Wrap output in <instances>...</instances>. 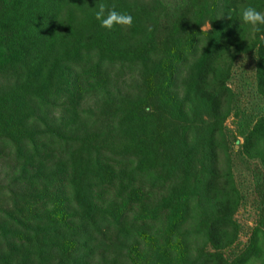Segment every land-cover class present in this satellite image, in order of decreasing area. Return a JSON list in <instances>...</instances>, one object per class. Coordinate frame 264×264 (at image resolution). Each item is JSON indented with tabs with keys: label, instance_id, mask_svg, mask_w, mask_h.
<instances>
[{
	"label": "trees",
	"instance_id": "1",
	"mask_svg": "<svg viewBox=\"0 0 264 264\" xmlns=\"http://www.w3.org/2000/svg\"><path fill=\"white\" fill-rule=\"evenodd\" d=\"M100 3L132 26L100 27ZM249 6L264 13L0 0V264H264V25L241 22ZM232 151L250 164L248 226Z\"/></svg>",
	"mask_w": 264,
	"mask_h": 264
},
{
	"label": "rangeland",
	"instance_id": "2",
	"mask_svg": "<svg viewBox=\"0 0 264 264\" xmlns=\"http://www.w3.org/2000/svg\"><path fill=\"white\" fill-rule=\"evenodd\" d=\"M251 59L242 56L236 60L233 69V78L232 85L238 84L235 86L237 90L241 89L242 94L240 95V99L242 103L245 105H250L252 100V91L249 86V82L252 80V69H251ZM248 82L246 87H243V83ZM227 127H231V117H228L225 121ZM234 149V148H233ZM231 155L233 157V172L235 180L238 183L239 188L244 193V198L241 206L236 212V217L241 224H246L248 226L251 223L252 217L254 216L253 208H252V200L253 195L251 194L250 185H249V168L250 164L247 161H243L239 156L235 155L232 151ZM244 233L240 234V240L244 239Z\"/></svg>",
	"mask_w": 264,
	"mask_h": 264
},
{
	"label": "clouds",
	"instance_id": "3",
	"mask_svg": "<svg viewBox=\"0 0 264 264\" xmlns=\"http://www.w3.org/2000/svg\"><path fill=\"white\" fill-rule=\"evenodd\" d=\"M95 19L100 23V27L108 30H111L114 26L131 27L133 23V17L130 14L118 12L115 10V5L109 8L104 3H100L97 6ZM240 19L243 24L253 27L264 25V13L251 6L244 8L240 12ZM256 30L258 31L259 28Z\"/></svg>",
	"mask_w": 264,
	"mask_h": 264
}]
</instances>
